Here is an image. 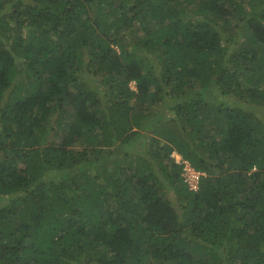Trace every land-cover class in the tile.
Returning <instances> with one entry per match:
<instances>
[{
  "label": "trees",
  "instance_id": "1",
  "mask_svg": "<svg viewBox=\"0 0 264 264\" xmlns=\"http://www.w3.org/2000/svg\"><path fill=\"white\" fill-rule=\"evenodd\" d=\"M0 264H264V0H0Z\"/></svg>",
  "mask_w": 264,
  "mask_h": 264
},
{
  "label": "built area",
  "instance_id": "2",
  "mask_svg": "<svg viewBox=\"0 0 264 264\" xmlns=\"http://www.w3.org/2000/svg\"><path fill=\"white\" fill-rule=\"evenodd\" d=\"M177 161L180 162L181 164L183 163V173L190 174V179L187 180L185 177V180L187 181L189 188L190 189H196L197 188V183L199 180L200 172L194 170L185 160L181 159L180 157L177 158Z\"/></svg>",
  "mask_w": 264,
  "mask_h": 264
},
{
  "label": "rangeland",
  "instance_id": "3",
  "mask_svg": "<svg viewBox=\"0 0 264 264\" xmlns=\"http://www.w3.org/2000/svg\"><path fill=\"white\" fill-rule=\"evenodd\" d=\"M132 85H133V82H131V87H132ZM133 88H134V86H133ZM152 127H153V126H152ZM63 137H64V134L61 132V133L57 136L56 141H57V142H60V141L63 139ZM142 143H143V141H142ZM136 146H137V149H138V150H143V149H144V145H135L134 148H135ZM171 155H174V156L176 157V159L179 157V156L176 154L175 151H172ZM18 166L20 167V169H23V168H24V164H22V163H18ZM93 174H94V173H93ZM182 176L185 177L187 180L190 179V174H187V173H185V172L183 173Z\"/></svg>",
  "mask_w": 264,
  "mask_h": 264
},
{
  "label": "clouds",
  "instance_id": "4",
  "mask_svg": "<svg viewBox=\"0 0 264 264\" xmlns=\"http://www.w3.org/2000/svg\"><path fill=\"white\" fill-rule=\"evenodd\" d=\"M132 87H133V85H132ZM173 157H174L175 161L178 162L177 159H176V157H175V156H173ZM180 158H181V156H180ZM178 163H180V162H178ZM180 164H181V163H180Z\"/></svg>",
  "mask_w": 264,
  "mask_h": 264
},
{
  "label": "bare ground",
  "instance_id": "5",
  "mask_svg": "<svg viewBox=\"0 0 264 264\" xmlns=\"http://www.w3.org/2000/svg\"><path fill=\"white\" fill-rule=\"evenodd\" d=\"M179 157H180V155L178 154V153H176ZM174 156V155H173ZM186 161V160H185ZM187 162V161H186ZM188 163V162H187ZM183 164V163H182ZM189 164V163H188Z\"/></svg>",
  "mask_w": 264,
  "mask_h": 264
}]
</instances>
